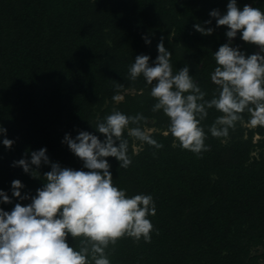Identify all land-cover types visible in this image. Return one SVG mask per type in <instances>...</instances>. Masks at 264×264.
<instances>
[{"label": "trees", "instance_id": "obj_1", "mask_svg": "<svg viewBox=\"0 0 264 264\" xmlns=\"http://www.w3.org/2000/svg\"><path fill=\"white\" fill-rule=\"evenodd\" d=\"M227 2L0 0V125L14 140L11 148L0 143V189L12 196L11 181L20 179L22 194L34 195L50 165L42 163L35 172L40 177H33L22 166H12L14 160L30 159L31 151L46 146L51 161L80 169L83 162L61 143L65 133L75 137L87 130L103 139L94 127L113 108L143 113L146 126L154 119L153 135L163 147L145 144L133 154L132 138L125 133L132 164L118 168L115 157L107 159L115 185L129 195L153 196L154 230L149 243L123 237L109 245L112 264H264V250L251 253L253 247L264 248V127L244 126L245 112L228 138L208 133L209 147L202 155L173 147V138L161 134L168 117L152 111L151 86L142 76L131 80L128 71L138 54L155 59L163 36L173 70L187 63L210 99L216 88L210 79L213 52L228 38L227 26H216L209 12L223 13ZM246 3L264 9V0H238L240 7ZM207 20L211 24H204ZM195 23L214 31L201 34ZM142 34L150 36V45ZM236 45L246 54L256 51L239 35ZM118 91L126 93L120 103L112 100ZM220 114L208 109L202 122L206 132ZM254 149L260 150L258 156H252ZM16 202L30 199L13 198L0 207L11 210Z\"/></svg>", "mask_w": 264, "mask_h": 264}, {"label": "clouds", "instance_id": "obj_2", "mask_svg": "<svg viewBox=\"0 0 264 264\" xmlns=\"http://www.w3.org/2000/svg\"><path fill=\"white\" fill-rule=\"evenodd\" d=\"M209 16L216 18V26H227L228 38L213 52L216 66L210 79L216 88L210 99H206L207 93L194 80L187 63L173 70L172 52L163 36L155 59L138 54L128 70L131 80L142 76L151 86L149 95L155 100L152 111H162L168 117V126L161 134L173 138V147L198 156L208 150V133L228 138L245 112L251 127H264V9L248 3L240 7L238 0H228L223 13L211 9ZM204 24H211V20ZM204 24L195 23L193 27L201 34H212L214 28ZM238 35L255 45L256 51L246 54L240 45H234ZM142 39L151 44L150 36L142 34ZM125 94L118 91L112 100L123 102ZM211 108L221 114L206 132L202 122ZM146 121L143 113L129 115L113 108L98 118L94 127L103 139L87 130H79L75 137L65 133L61 143L83 162L80 169L51 161L46 146L31 151L30 159L14 160L12 166H22L33 177H40L35 172L42 163L50 165V170L43 173L44 183L34 195L22 194L25 185L20 179L11 181L12 196L0 189V203L30 199L27 204L16 202L11 210L0 207V264H112L106 250L119 239L151 242L154 225L150 217L156 214L153 196L129 195L115 185L107 159L115 157L118 168L127 169L132 164L127 137L132 138L133 154L145 144L162 148L153 135L156 129L147 127ZM6 133L7 128L0 125V143L11 148L14 140ZM136 142L139 148H135Z\"/></svg>", "mask_w": 264, "mask_h": 264}, {"label": "rangeland", "instance_id": "obj_3", "mask_svg": "<svg viewBox=\"0 0 264 264\" xmlns=\"http://www.w3.org/2000/svg\"><path fill=\"white\" fill-rule=\"evenodd\" d=\"M233 43H234V45H236V38L234 39ZM128 91H129V90H128ZM128 91H127V92H128ZM154 122H155L154 119H151V120H150V123H149V125H148L147 127L155 128V127L153 126ZM244 126L251 128V126H250L248 123H244ZM259 138H260L259 135H255V136H254V140H255V141H258ZM133 147H134V146H133ZM135 148H139V143H138V142H136ZM134 150H135V149H134ZM140 150H141V149H140ZM140 150H139V151H140ZM259 152H260L259 149H254L253 152H252V156H258V153H259ZM263 250H264V248H263L262 246H260V247H255V248L253 247V248L251 249V253H252V254H259V253H261Z\"/></svg>", "mask_w": 264, "mask_h": 264}]
</instances>
